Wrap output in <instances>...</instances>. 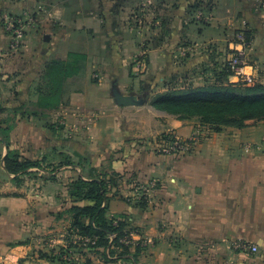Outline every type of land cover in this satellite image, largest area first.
Returning a JSON list of instances; mask_svg holds the SVG:
<instances>
[{
  "label": "rangeland",
  "instance_id": "obj_1",
  "mask_svg": "<svg viewBox=\"0 0 264 264\" xmlns=\"http://www.w3.org/2000/svg\"><path fill=\"white\" fill-rule=\"evenodd\" d=\"M170 1L0 0V25L3 27L0 30L2 32L0 40L2 37L3 43L0 41V45L3 46V50L8 49L9 52L17 50V43L30 33H35L42 42L43 38L48 36L47 42L51 47L57 43V38L60 45L63 41L67 46L72 45L81 34L86 36V34L97 33L100 37L107 36L112 42L109 44L110 53H113L118 59L117 63L121 64L118 73L115 75L107 74V71L101 73L96 66H91L90 72V76L94 79L104 75L107 79L105 88H88L87 74L80 75L81 83L70 89V98L60 114L50 111L27 118L26 113H30L34 102L25 100L28 103V110L27 112L18 110L20 114H23L18 123L17 115H12L11 126L16 125V133L13 137L9 132L5 141L9 143L11 149L17 150L20 154L26 152L29 140L34 139L35 142L40 143L46 139L60 146L63 144L69 146L70 142H74L84 153L94 152L99 148L103 152L101 154L105 156L107 142L116 136L119 142L125 138L122 135L125 126L140 134L137 140L144 141L148 144L146 146H153L156 153L149 151L146 156L138 159V152L131 155L133 156L131 159L142 167L139 171L142 173L143 180L136 179L135 176L128 179L121 178V186L136 189L133 194L130 189H126L127 195H117L134 208L130 213L133 218L132 225L137 230L133 232V238L147 247L139 255V264H155V245L158 239L155 235V224L157 223L155 213H153L157 210L153 206L156 202L153 191L154 179L146 181L143 176L145 171L150 172L149 168H153V161L160 154L198 157L203 153L198 151L202 150L199 144L204 139L226 137L223 134L226 127L215 131L210 123H202L197 117L190 118V124L194 126L190 133L186 135L178 133L173 129L174 126L172 127L174 124L169 117L172 114L169 113V115L168 112L158 110L152 105L157 94L168 89L167 83H174V88H181L188 85H202L208 82V79L213 81L211 71L207 73L208 69L213 66L209 68L202 67L201 64L194 65L193 62L190 64L193 58L192 53H197L196 49L191 47L202 36L196 35L197 33L202 34L201 30L197 31V26L199 29L204 28L203 26L207 24L206 21L210 20L211 15L207 13L205 18L206 9H203L205 4L195 3L194 15L191 14L188 18L184 7V10L179 12L178 20L175 19L176 28L177 23L179 25L177 28L179 30L178 45L175 46L169 27L173 21L174 28V18L171 19L170 9L171 6L174 7V1L173 3ZM181 3L179 0L178 4ZM183 5L185 6V2ZM107 27L109 29L106 31ZM164 28L168 31L165 32ZM193 29H195L194 32ZM156 30H158V35H147L148 32ZM145 37H150L151 40ZM148 43H157L164 48L160 51L161 53H154L153 50L157 48L149 49ZM153 46L155 47V44ZM170 54L178 62L177 72L170 71L172 65L169 60ZM220 55V49L215 46L211 56H214L216 61ZM10 59L12 58L5 59L6 64L14 66L13 60ZM2 69L0 66V70ZM204 73L211 75L206 76ZM1 77L6 76L3 74ZM113 78L126 92L135 91L141 95L147 92V103L118 109L111 91L106 90L108 80H113ZM3 81V79L0 80V82ZM24 84L26 81H18V88L24 89ZM76 88L87 90H76ZM3 96L0 98V106L9 108L4 112L7 116L6 112L9 113L11 109L17 108L16 102H21V99L14 96L10 98L9 95L10 99H5V95ZM30 122L32 125L34 122L47 124L49 135L46 137L43 132L37 130L38 128L32 127ZM56 124L61 126L62 133L52 134L53 125ZM68 146L63 152L65 155L60 157L62 161L68 158ZM47 152L45 165L40 167V170L35 172L36 174L28 175L20 184L9 180L0 190V264H87V256L93 258L95 264H106L99 261V254L95 253L91 247L82 246V243L68 247L66 238L71 232V213L69 209L62 210V208L72 202L73 196L70 192L74 190V183L66 177L55 180L52 178L55 175L58 177L74 173L67 164L63 166L56 163L47 164V161L53 158L50 157L51 155L59 153L55 148L52 150L48 148ZM89 157L90 153H87L82 161L88 164ZM100 170L106 171L105 167ZM38 172L44 174V177L37 175ZM42 181H44L43 185ZM145 197L148 200V206L141 207L139 201ZM124 205V203H119L118 207ZM50 209L54 211H48ZM150 212H152L151 217L144 218V214ZM71 238L77 241V236L74 234ZM242 242L256 245L257 250L249 255L245 253L246 250L243 247L237 245L240 242H232L227 246L226 244L219 245V243L204 244L207 248L202 251V244H195L194 249H190L183 240H180L176 245V255L172 262L173 264H255L260 260V246L247 241ZM223 246L230 249L226 252ZM132 248L135 250V247L132 246ZM233 251H241V254ZM63 252H69L70 255ZM170 263L168 260V264ZM112 264L131 263L121 260Z\"/></svg>",
  "mask_w": 264,
  "mask_h": 264
},
{
  "label": "crops",
  "instance_id": "obj_2",
  "mask_svg": "<svg viewBox=\"0 0 264 264\" xmlns=\"http://www.w3.org/2000/svg\"><path fill=\"white\" fill-rule=\"evenodd\" d=\"M173 1L174 7L171 6L170 9L171 19L174 18V28L173 21L169 27L170 36H172V42L174 39L175 46L178 45L179 34V30H177L179 25L177 23L176 28L175 19L178 20L179 12L183 11L184 7L189 18L191 14L194 15L192 4L201 1L202 4H205L203 9H206L204 17L206 18L207 13L211 15H209L210 20L206 21L207 24L203 26L204 28L199 29L197 26V31L201 30L202 34L197 33L196 35L202 36L195 41L196 43L193 42L196 45L193 44L191 48L196 49L197 53H192L193 58L190 64L193 62L194 65L201 64L202 67L210 68L216 63L223 64L233 54L241 51L247 60L244 71L261 76L260 73L264 67V12L257 8L259 0H180L182 2L180 5L178 4L179 0H171L170 2L173 3ZM183 2H185V6ZM2 28L0 25V30ZM108 29L109 27L106 31ZM240 29H247L251 33L252 40L248 45L243 46L235 38ZM163 30L165 31V28ZM192 31L194 32L195 29ZM1 34L2 32H0ZM148 34L152 36L159 33L156 30L148 32ZM145 39L151 40L150 37H145ZM43 40V42L40 41L35 33H30L26 35L25 39L17 43V50L9 52L8 49L3 50V46L0 45V66L3 68L0 70V80H4L0 82V98L5 95V99H10L13 96L21 99V102H16V107L27 100L34 102L30 113H26L27 118L50 111L60 114L63 106L70 98V89L81 83L80 75L87 74L86 84L88 88H105L107 79L103 74L98 78H92L90 76L91 66H96L101 73L104 71L113 75L118 73L121 64L117 63L118 59L113 53H110L109 44L112 42L107 36L100 37L97 33L86 34V36L81 34L74 44L68 46L64 41L61 42V45L58 44L57 38V43L52 45L53 47L48 45V36H45ZM0 41L3 43L2 37ZM215 46L221 52L216 61L214 56H211ZM148 47L149 49L157 48L153 50L154 53H159L164 48L157 43H148ZM70 51L82 52L86 54V59L82 61L81 71L65 82L63 102L55 109L37 107L36 102L39 96V87L43 82L42 73L46 62L54 58L66 59ZM7 58H12L10 60H13L14 66L6 64L5 59ZM169 60L172 64L169 65L170 71L177 72L178 62L172 54H170ZM207 73L204 74L206 76L211 75ZM3 74L7 78H2ZM211 77H213V73ZM23 80L26 81L25 88L19 89L18 81L23 82ZM229 81L235 82L236 77L230 75ZM108 82L106 90L111 91L112 84L116 80L113 78ZM78 89L76 88V90ZM121 89L125 91L122 87ZM115 106L118 109L128 107L117 104ZM15 109H11L9 113L6 112V115H15L16 113L18 123L23 115L18 110H23V112L25 110L18 108L16 112H13ZM35 112L37 115L34 114ZM3 116L5 115L3 114ZM169 117L174 124L172 125V127L174 126L173 129L178 133L181 132L186 135L194 129V126L190 124V118H180L173 114ZM9 124H12L11 120ZM9 124H5V126ZM14 126L10 129L13 137L16 133V125ZM53 126L52 134L63 132L59 124ZM32 127L38 128L37 130L43 132L46 137L49 135L47 124L34 122ZM224 132L226 137L207 138L199 144L202 150L198 152H203L201 156L186 155L179 157L174 154H160L154 159L153 168H149L150 172L145 171L143 176L146 181L154 179L153 191L156 196V202L153 205L154 209H157L153 213H155L154 217L157 223L155 224V235L158 238L155 245V264H168V260H170V264H173L176 245L180 240H183L190 249H194L195 244H202V251L207 248L205 245L213 243L226 244V246L232 242L255 243L261 248L260 260L255 264H264V120L250 119L243 127L226 126ZM122 135L125 138L121 142L117 141V136L107 142L105 156L101 154L103 152L99 148L95 149L94 152L86 151L84 153L74 142H70L69 146L66 144L63 146L57 144V146L55 142L51 143L46 139L40 143L35 142L34 139L29 140L26 152L21 155L32 160H43L45 165L48 148L50 150L55 148L59 153L54 156L51 155L50 157L53 158L47 161V164H60L64 162L60 157L65 155L63 152L68 146L67 153L69 154L67 156L72 164L67 165L72 168L74 174H64L67 176L58 177L55 175L52 179L66 177L75 182L79 177L91 180L102 177L104 173L117 174L119 185L115 186L113 191L117 190L120 195H127L126 189H130L131 194H133L136 188H127V186L120 184L121 178L128 179L131 176L143 180L141 178L142 173L139 171L142 167L138 166L134 159H131L133 157L131 155L138 152V159L141 156H146L149 151L150 153H156V151L153 146H146L148 144H145L144 141L137 140L140 134L130 130L127 126L124 127ZM9 148L11 147L5 141L4 135L0 134V185H2L0 190L9 180L14 183L13 177L15 175L5 169L4 159ZM87 153H90L88 164L82 161ZM104 167L106 171L100 170ZM38 170L40 167H32L30 174ZM37 175L44 177V174L39 172ZM43 183L44 181H42V185ZM115 196L110 200L109 214H130L134 210L126 200ZM119 203L125 205L118 207ZM71 206L72 202L69 205H64L62 210L69 209ZM151 214L152 212L145 213L144 218L151 217ZM226 246L223 247L227 252L230 248L228 249ZM132 250L134 249L132 248ZM233 252L241 254V251ZM245 253L252 255L249 250H246Z\"/></svg>",
  "mask_w": 264,
  "mask_h": 264
},
{
  "label": "trees",
  "instance_id": "obj_3",
  "mask_svg": "<svg viewBox=\"0 0 264 264\" xmlns=\"http://www.w3.org/2000/svg\"><path fill=\"white\" fill-rule=\"evenodd\" d=\"M238 32L245 35L248 45L252 40L251 33L247 29H240ZM85 59L86 54L70 51L66 59L54 58L47 61L42 73L43 82L39 87L37 107L58 108L63 102L65 82L81 71L82 61ZM209 70L213 73L212 82L208 79L205 84L181 88H174V83H167L168 89L157 94L152 105L180 118L197 117L202 123H210L215 131H220L226 126L243 127L250 119L264 120V82L247 85L229 81L232 70L228 59L221 65L216 63ZM27 105L26 102L21 103L13 112L18 108L27 110ZM8 109L0 106V134L4 137L12 128V124L8 123L12 115L3 116ZM34 114L37 115V112ZM4 161L5 169L15 175L13 180L19 184L31 173L32 167L44 166L43 160H32L11 148L8 149ZM63 164L72 162L67 158L59 166ZM73 183L74 190L70 192L73 196L72 206L69 208L71 232L66 238L68 247L77 246L78 243L91 247L99 254V261L106 264L118 263L121 260L131 264L138 262L139 255L147 247L133 238V232L137 230L132 225L131 214H109L110 200L119 194L117 190L113 191V188L119 185L117 174L104 173L102 177L91 180L79 177ZM139 203L141 207L148 206L146 197L140 199ZM71 233L77 236L76 242L71 238ZM132 246L135 250H132ZM63 253L70 255L69 252ZM42 254L46 255L44 252ZM86 263L95 264V260L87 256Z\"/></svg>",
  "mask_w": 264,
  "mask_h": 264
},
{
  "label": "built area",
  "instance_id": "obj_4",
  "mask_svg": "<svg viewBox=\"0 0 264 264\" xmlns=\"http://www.w3.org/2000/svg\"><path fill=\"white\" fill-rule=\"evenodd\" d=\"M257 8L264 10V0H259ZM236 38L238 41L241 42L243 46L247 45L245 35L242 32H238L236 34ZM246 63V57L241 51L233 54L228 59V65L232 70V75L236 77L235 82H242L247 85H253L259 82H264V67L262 68V72L260 73L261 76H256L253 73H248L244 71V66L246 65ZM237 245L251 252L257 250V246L254 244L240 242Z\"/></svg>",
  "mask_w": 264,
  "mask_h": 264
},
{
  "label": "water",
  "instance_id": "obj_5",
  "mask_svg": "<svg viewBox=\"0 0 264 264\" xmlns=\"http://www.w3.org/2000/svg\"><path fill=\"white\" fill-rule=\"evenodd\" d=\"M111 94L114 102L119 106H140L148 101V93L143 95L135 91H123L117 82H114L111 87ZM137 264V262H135Z\"/></svg>",
  "mask_w": 264,
  "mask_h": 264
}]
</instances>
